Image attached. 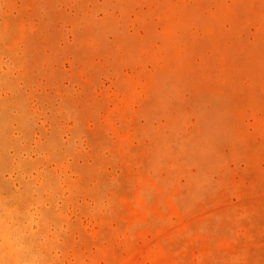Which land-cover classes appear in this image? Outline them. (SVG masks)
I'll use <instances>...</instances> for the list:
<instances>
[{"label": "rangeland", "instance_id": "obj_1", "mask_svg": "<svg viewBox=\"0 0 264 264\" xmlns=\"http://www.w3.org/2000/svg\"><path fill=\"white\" fill-rule=\"evenodd\" d=\"M0 264H264V0H0Z\"/></svg>", "mask_w": 264, "mask_h": 264}]
</instances>
